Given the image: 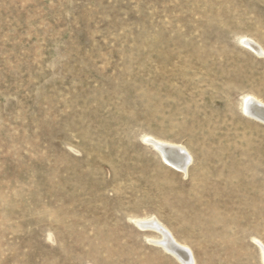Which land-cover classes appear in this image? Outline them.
I'll list each match as a JSON object with an SVG mask.
<instances>
[{
	"label": "rangeland",
	"instance_id": "374dc122",
	"mask_svg": "<svg viewBox=\"0 0 264 264\" xmlns=\"http://www.w3.org/2000/svg\"><path fill=\"white\" fill-rule=\"evenodd\" d=\"M245 40L264 50V0H0V264H183L155 217L193 264H264Z\"/></svg>",
	"mask_w": 264,
	"mask_h": 264
},
{
	"label": "bare ground",
	"instance_id": "6f19581e",
	"mask_svg": "<svg viewBox=\"0 0 264 264\" xmlns=\"http://www.w3.org/2000/svg\"><path fill=\"white\" fill-rule=\"evenodd\" d=\"M243 44L260 56L264 54V50H262L261 46L253 40H245L243 41ZM243 111L248 118L264 123V103L257 98L251 96L245 98ZM145 142L155 149L166 165L183 172L185 175L188 173L192 158L185 148L172 145L153 137L146 138ZM135 223L142 230L150 229L159 234V239L151 240L152 243L163 247L165 251L170 253L183 264H193V259H190L192 258L190 249L179 244L173 237L172 233L160 223L156 217L142 220L136 219ZM261 250L263 251L264 258V247H262Z\"/></svg>",
	"mask_w": 264,
	"mask_h": 264
}]
</instances>
